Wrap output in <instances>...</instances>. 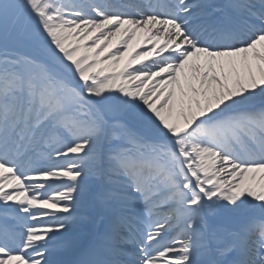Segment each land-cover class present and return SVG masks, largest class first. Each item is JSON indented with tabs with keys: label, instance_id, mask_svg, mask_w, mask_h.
<instances>
[{
	"label": "snow or ice",
	"instance_id": "obj_1",
	"mask_svg": "<svg viewBox=\"0 0 264 264\" xmlns=\"http://www.w3.org/2000/svg\"><path fill=\"white\" fill-rule=\"evenodd\" d=\"M0 264H264V0H0Z\"/></svg>",
	"mask_w": 264,
	"mask_h": 264
},
{
	"label": "rangeland",
	"instance_id": "obj_2",
	"mask_svg": "<svg viewBox=\"0 0 264 264\" xmlns=\"http://www.w3.org/2000/svg\"><path fill=\"white\" fill-rule=\"evenodd\" d=\"M88 227L91 228V227H93V226H92V225H89Z\"/></svg>",
	"mask_w": 264,
	"mask_h": 264
}]
</instances>
